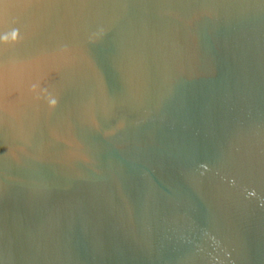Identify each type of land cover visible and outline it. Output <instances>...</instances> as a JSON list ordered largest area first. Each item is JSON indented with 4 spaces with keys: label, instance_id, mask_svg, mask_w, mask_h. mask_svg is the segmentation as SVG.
I'll list each match as a JSON object with an SVG mask.
<instances>
[{
    "label": "water",
    "instance_id": "obj_1",
    "mask_svg": "<svg viewBox=\"0 0 264 264\" xmlns=\"http://www.w3.org/2000/svg\"><path fill=\"white\" fill-rule=\"evenodd\" d=\"M0 264H264V0H0Z\"/></svg>",
    "mask_w": 264,
    "mask_h": 264
}]
</instances>
